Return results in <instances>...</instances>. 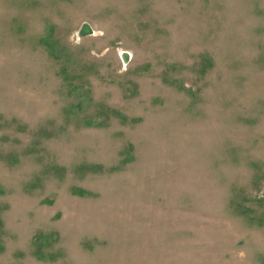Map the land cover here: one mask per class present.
<instances>
[{
	"label": "rangeland",
	"instance_id": "1",
	"mask_svg": "<svg viewBox=\"0 0 264 264\" xmlns=\"http://www.w3.org/2000/svg\"><path fill=\"white\" fill-rule=\"evenodd\" d=\"M0 264H264V0H0Z\"/></svg>",
	"mask_w": 264,
	"mask_h": 264
},
{
	"label": "water",
	"instance_id": "2",
	"mask_svg": "<svg viewBox=\"0 0 264 264\" xmlns=\"http://www.w3.org/2000/svg\"><path fill=\"white\" fill-rule=\"evenodd\" d=\"M93 34H94V31L92 27L89 24L84 23L78 33V36L82 38L85 36H91ZM127 55H128L127 53H123V55H121L123 61H127Z\"/></svg>",
	"mask_w": 264,
	"mask_h": 264
},
{
	"label": "bare ground",
	"instance_id": "3",
	"mask_svg": "<svg viewBox=\"0 0 264 264\" xmlns=\"http://www.w3.org/2000/svg\"><path fill=\"white\" fill-rule=\"evenodd\" d=\"M123 55V53H121Z\"/></svg>",
	"mask_w": 264,
	"mask_h": 264
}]
</instances>
